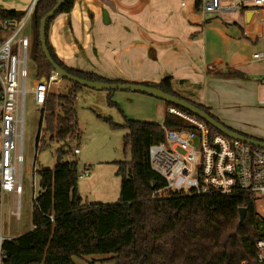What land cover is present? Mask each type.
I'll use <instances>...</instances> for the list:
<instances>
[{
    "label": "trees",
    "instance_id": "16d2710c",
    "mask_svg": "<svg viewBox=\"0 0 264 264\" xmlns=\"http://www.w3.org/2000/svg\"><path fill=\"white\" fill-rule=\"evenodd\" d=\"M58 1L37 0L32 13L31 56L39 77H48L54 71L43 52L39 33L41 20ZM75 2L68 0L47 23L46 44L54 63L67 74L87 81L131 83L111 81L95 73L69 68L56 55L48 39L50 24L57 16L71 13ZM194 3L195 9L200 11L203 0H194ZM22 15L23 12L0 10V20ZM216 75L245 78L241 72L231 69ZM134 84L157 88L184 99L173 91L170 77L159 83ZM83 88L71 84L65 94L50 92L48 95L41 111L36 152L52 143L59 144L56 165L53 170L37 171L39 192L32 201L33 231L5 243L8 248L2 264H76L73 258L92 255L109 256L103 264H259L255 243L264 236V217L247 194L190 196L176 193L152 197L154 192L166 186V181L151 168L149 148L164 141L163 126L185 125L182 119L168 112L162 125L126 117L123 124H117L111 118L104 119L111 128L127 131L123 138L124 153L129 149L130 159L115 162L121 179L116 203H84L78 189V161L64 160L72 152V142L81 139L76 99ZM107 102L121 111L113 101L112 91L108 92ZM189 102L229 130L262 140L227 126L210 107ZM165 105L167 109L174 107L193 115L173 104ZM206 125L211 135L220 133ZM240 209L246 210L242 224Z\"/></svg>",
    "mask_w": 264,
    "mask_h": 264
},
{
    "label": "crops",
    "instance_id": "0c3cea01",
    "mask_svg": "<svg viewBox=\"0 0 264 264\" xmlns=\"http://www.w3.org/2000/svg\"><path fill=\"white\" fill-rule=\"evenodd\" d=\"M240 1L219 0L220 9L207 14L197 11L195 3L198 13L187 10L184 0H76L72 12L65 14V26L78 22L97 61L94 70L70 66L52 48L67 67L111 81L159 83L160 77H170L173 86L181 75L190 77L201 70L198 77L207 86L205 97L201 103L186 100L210 107L227 126L264 140V57H253L264 54V38L243 36L251 15H243ZM23 7L5 11L25 13L30 6ZM115 66L121 76L111 72ZM226 69L245 78L216 75Z\"/></svg>",
    "mask_w": 264,
    "mask_h": 264
},
{
    "label": "built area",
    "instance_id": "2783aa9c",
    "mask_svg": "<svg viewBox=\"0 0 264 264\" xmlns=\"http://www.w3.org/2000/svg\"><path fill=\"white\" fill-rule=\"evenodd\" d=\"M250 2H239V7L244 8L243 15H251L242 30L243 36L248 39L256 36L264 38V0ZM36 3L37 0H33L21 17L0 20V264L6 257L5 243L25 236L4 234L1 202L6 194H10L11 214L17 221L21 219L27 98L31 95L42 111L51 86L62 80L57 81L59 75L53 71L48 77L38 76L30 90L27 87L32 35H21L32 22ZM219 9V0H203L204 12ZM253 57L262 59L264 54L257 53ZM167 112L182 119L185 125L163 126L164 141L149 148L151 168L166 181V186L154 192L152 197L156 199L176 193L190 196L243 193L255 202L257 208L262 205V212H258L264 217V149L220 133L211 135L204 121L177 108L170 107ZM73 153L79 155L80 150L75 148ZM89 173L90 170L84 168L79 180ZM255 251L256 261L264 264V236L256 241Z\"/></svg>",
    "mask_w": 264,
    "mask_h": 264
},
{
    "label": "rangeland",
    "instance_id": "374dc122",
    "mask_svg": "<svg viewBox=\"0 0 264 264\" xmlns=\"http://www.w3.org/2000/svg\"><path fill=\"white\" fill-rule=\"evenodd\" d=\"M32 1L0 0V8L1 10L21 6L25 8L26 5L30 6ZM184 1L188 5L187 10L198 13L194 10L193 0ZM224 1L230 3L231 0ZM247 3H251L250 0H247ZM204 13L210 14L209 12ZM65 21L66 15L61 14L50 24L48 34L50 45L56 47L58 54L66 58L70 66L77 69L82 68L85 71L94 70L93 65H96L97 61L92 57V47L86 45V36L78 30V22L76 21V26L72 25L70 28H66ZM238 21H241L239 17ZM24 35H32V22L29 23L28 28L21 36ZM87 54L91 56L89 59H86ZM124 71L129 73L125 69ZM111 72L121 76L118 66L112 67ZM199 72L202 71H195L190 77L181 75V78L173 82V91L184 99L188 97L201 103L205 97L207 86L198 77ZM158 74L163 76L162 71H159ZM165 78L167 77H160V80L162 81ZM38 79L37 66L33 59L30 58L28 61L27 81L29 90ZM56 80L60 81V77H57ZM71 84L70 81L62 79L59 83L51 86V92L56 95L65 94ZM81 91L78 93L76 99V111L81 139L72 142V152L64 160L78 161L79 173L83 172L85 165H87L86 167H90L89 175L78 182L79 193L84 203L113 204L119 199L121 182L120 177L117 175L115 162L129 160L130 150L128 149L124 153L123 138L127 134V131L111 128L104 119L111 118L115 123L123 124L126 117L132 120L162 125L166 105L162 100L149 95L132 91H113V101L119 105L121 112L116 107H111L108 104L107 96L109 91L94 90L87 87H84ZM40 116V109L37 108L31 95H29L25 106L21 219L17 221L12 216V198L10 194H6L1 202V224L5 235H27L33 231L32 201L33 196L39 192V176L34 171L53 170L56 165V149L59 147V144L52 143L50 147L36 153V138L39 132ZM75 148L81 150L80 155H73ZM258 210L260 213L262 212L263 207L261 204L258 205ZM7 248L6 245L3 246L4 251ZM108 258L109 256L92 255L86 256L83 259L75 257L73 260L76 264H87L93 261L97 262V264H103L102 262L107 261Z\"/></svg>",
    "mask_w": 264,
    "mask_h": 264
},
{
    "label": "water",
    "instance_id": "95a60500",
    "mask_svg": "<svg viewBox=\"0 0 264 264\" xmlns=\"http://www.w3.org/2000/svg\"><path fill=\"white\" fill-rule=\"evenodd\" d=\"M67 1L68 0H59L57 4L55 5V7L49 13L46 14V16L40 22V33H39L40 42L42 44L45 57L47 61L52 65V67L54 68V71L60 76L61 79H65V80L70 81L72 84H78L82 87H87V88L94 89V90L112 91V92L118 91V90L132 91V92L141 93V94L155 97L159 100H162L164 103H170V104H173L177 107H180L188 111L189 113L200 118L202 121L206 122L207 124L215 128L216 130H218L220 134L224 136H227L231 139L239 140L247 144L253 145L255 147L264 149V141L257 140L254 138H248L236 132H233L229 130L228 128H226L221 123L217 122L212 117H210L207 113L197 108L195 105H193L189 101L175 97L167 93H164L157 88L148 87L142 84H134V83L92 82V81H87L85 79L67 74L63 69H61L54 63L53 59L50 56V53L48 51L47 44H46L47 23L49 20H51L56 15L60 7H62ZM205 1H208V0H205ZM247 17L249 18L250 14H248ZM239 215H240V223L242 224L246 216V210L240 209Z\"/></svg>",
    "mask_w": 264,
    "mask_h": 264
},
{
    "label": "bare ground",
    "instance_id": "6f19581e",
    "mask_svg": "<svg viewBox=\"0 0 264 264\" xmlns=\"http://www.w3.org/2000/svg\"><path fill=\"white\" fill-rule=\"evenodd\" d=\"M60 77V76H59Z\"/></svg>",
    "mask_w": 264,
    "mask_h": 264
}]
</instances>
